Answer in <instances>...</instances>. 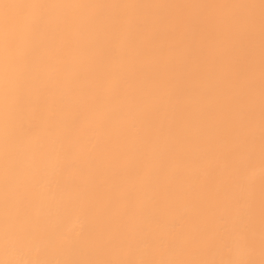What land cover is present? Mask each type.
Instances as JSON below:
<instances>
[{"label": "bare ground", "instance_id": "6f19581e", "mask_svg": "<svg viewBox=\"0 0 264 264\" xmlns=\"http://www.w3.org/2000/svg\"><path fill=\"white\" fill-rule=\"evenodd\" d=\"M9 2L138 7L41 10L92 23L41 27L0 118V264L264 258L260 0Z\"/></svg>", "mask_w": 264, "mask_h": 264}, {"label": "snow or ice", "instance_id": "6c2138e0", "mask_svg": "<svg viewBox=\"0 0 264 264\" xmlns=\"http://www.w3.org/2000/svg\"><path fill=\"white\" fill-rule=\"evenodd\" d=\"M103 7L135 8L138 6L46 4L0 0V118L3 119L5 129L11 118L17 115L23 118L24 113L38 103V98L33 97L30 88V84L36 79L30 74V54L38 40L41 27L53 29L50 39L54 41L58 31L71 32L78 37L82 34L81 30L92 23L91 18L77 15L58 16L53 20L41 10ZM151 7L162 6L153 5ZM184 7L197 6L186 5ZM233 7L255 8L257 5H234ZM258 7L261 12L262 37H264V0H260ZM240 22L239 19L233 21L235 24ZM244 22L249 25V28L254 23L252 17H248ZM248 88L249 100H251L250 83ZM262 133H264V44H262ZM261 244L264 250V233H262ZM249 255H251L250 246ZM262 256H264V251H262ZM85 264H121V262L89 261ZM135 264H145V262L140 261ZM161 264H264V258L259 262L253 259H224L221 261H172L161 262Z\"/></svg>", "mask_w": 264, "mask_h": 264}]
</instances>
